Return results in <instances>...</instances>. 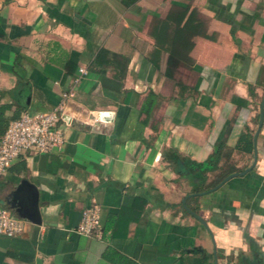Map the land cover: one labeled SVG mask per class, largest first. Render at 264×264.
Masks as SVG:
<instances>
[{
	"label": "crops",
	"instance_id": "0c3cea01",
	"mask_svg": "<svg viewBox=\"0 0 264 264\" xmlns=\"http://www.w3.org/2000/svg\"><path fill=\"white\" fill-rule=\"evenodd\" d=\"M169 54L189 66L168 77ZM259 79L264 0H0L1 103L114 112L109 133L60 118L61 146L25 151L0 176V206L20 217L34 201L38 212L20 235L0 236V264H117L107 253L214 264V250L217 264H264V120L255 166L190 202L215 245L183 212L192 184L174 163L203 162L222 141L247 168L253 153L235 146L256 130ZM90 205L100 239L76 231Z\"/></svg>",
	"mask_w": 264,
	"mask_h": 264
},
{
	"label": "built area",
	"instance_id": "2783aa9c",
	"mask_svg": "<svg viewBox=\"0 0 264 264\" xmlns=\"http://www.w3.org/2000/svg\"><path fill=\"white\" fill-rule=\"evenodd\" d=\"M85 74L84 68L79 69ZM64 98L67 94L63 95ZM64 103L50 111L26 112L20 118L10 122L0 138V176L14 159L25 151L48 152L63 144V132L58 128ZM25 227V220L15 216L9 209L0 206V236L20 235ZM77 233L94 238L103 237L100 220V207L90 205L82 210Z\"/></svg>",
	"mask_w": 264,
	"mask_h": 264
},
{
	"label": "trees",
	"instance_id": "16d2710c",
	"mask_svg": "<svg viewBox=\"0 0 264 264\" xmlns=\"http://www.w3.org/2000/svg\"><path fill=\"white\" fill-rule=\"evenodd\" d=\"M189 30H196L195 27H189ZM157 46L161 50L170 51L169 46H163L157 44ZM191 46V45H190ZM179 64L187 63L181 61L177 57L169 54L168 57V65L165 71V74L169 77L173 75L174 68ZM189 66V65H187ZM262 85L261 80L257 82ZM264 87V85H262ZM8 111H11V114L8 115ZM24 109L21 105L16 104L15 102H0V138L4 134L10 122L21 117ZM258 119V115L256 117ZM253 134L252 131H249L247 128L244 133L241 134L239 140L235 146V149L239 152H243L246 154L253 153ZM232 150L227 148L226 145L221 141L215 144L212 153L208 156V158L203 162H182L181 160H174V163L177 164L180 170H186L188 172L190 182L192 185L202 186V190H208L214 186H216L223 178L227 175L240 171L242 169H238L235 167L234 163L231 161ZM196 190H192L195 192ZM197 199V195H193L189 198V201L186 203L187 207H189L194 212L198 213V208L190 205L191 201H195ZM184 213L190 215L183 206H181ZM104 232V226H103ZM111 261L117 264H130L132 263L130 259L115 253H107L106 255Z\"/></svg>",
	"mask_w": 264,
	"mask_h": 264
},
{
	"label": "water",
	"instance_id": "95a60500",
	"mask_svg": "<svg viewBox=\"0 0 264 264\" xmlns=\"http://www.w3.org/2000/svg\"><path fill=\"white\" fill-rule=\"evenodd\" d=\"M26 100H27L26 103H28L30 100V95H27ZM61 119L66 121L68 125L75 126L79 129H91L92 131L109 133L113 126L114 112L110 110H97V111L90 112L88 109L83 108L81 105H77L73 101H71L65 106L61 114ZM263 120H264V93L262 95V99L259 105V115H258L257 127L253 135V159H252L251 164L247 168L243 169L242 171L233 172L227 175L216 186L208 190L201 191L199 193H189L185 195V197L182 199V205L184 209L190 215L196 218L200 223H202V225L207 229L212 239L213 245H215L213 235L211 231L209 230L206 222L198 213L194 212L189 207H187L186 200L193 195H202V194L214 191L218 189L219 187H221L229 179L236 177V176H242L248 171H250L255 166L257 162V146H256L257 137L262 127ZM20 217L28 218L32 221L38 220L37 207L34 201L31 205V208L28 210L26 209L24 213L20 215ZM213 256H214V264H217V257H216L215 250L213 252Z\"/></svg>",
	"mask_w": 264,
	"mask_h": 264
},
{
	"label": "rangeland",
	"instance_id": "374dc122",
	"mask_svg": "<svg viewBox=\"0 0 264 264\" xmlns=\"http://www.w3.org/2000/svg\"><path fill=\"white\" fill-rule=\"evenodd\" d=\"M192 190H196L195 192H192V193H199L201 191H204V190H202V186H198V185H192ZM209 193H211V192H208L207 194H209ZM203 195H206V194H203ZM203 195H201V196H203ZM201 196H199V197H201Z\"/></svg>",
	"mask_w": 264,
	"mask_h": 264
}]
</instances>
